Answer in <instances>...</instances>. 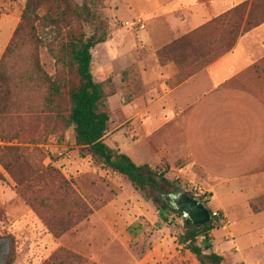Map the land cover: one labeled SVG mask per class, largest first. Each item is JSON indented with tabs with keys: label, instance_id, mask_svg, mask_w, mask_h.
<instances>
[{
	"label": "rangeland",
	"instance_id": "374dc122",
	"mask_svg": "<svg viewBox=\"0 0 264 264\" xmlns=\"http://www.w3.org/2000/svg\"><path fill=\"white\" fill-rule=\"evenodd\" d=\"M4 1L6 7L0 9V73L6 79L0 90V264H200L179 242L189 224L182 211H168L162 218L151 193L137 191L128 178L91 155L84 156L77 147L67 118L69 94L80 78L63 49L66 24L56 28L42 19L24 23L8 51L7 40L17 14L22 20L27 0ZM92 1L87 4L99 18L92 23L108 25L107 41L92 50V72L106 95L102 109L110 116L105 143L168 178L173 184L163 187V198L171 204L170 195L184 191L189 181L171 171L165 157L168 146L180 144L184 137V102L166 101L169 83L156 70L173 63V57H189L184 69L176 65V83L199 72L197 66L212 57L208 36L205 49L179 45L173 54L166 52L168 59L161 57L160 51L178 38L157 50L151 64L152 51H145L139 40L142 30L123 26L138 18L147 26V19L119 13L122 0H95V5ZM84 2L75 0L80 7ZM49 9L43 7L40 18ZM255 11L257 19L264 16V0H259ZM73 24L86 37L98 30L91 24ZM202 53L205 58L199 60ZM194 61L199 63L191 64ZM255 87L263 89L264 98V77ZM175 150L177 155L187 153L184 147ZM206 206L220 218L212 240L208 243L200 237L198 245L206 253L223 256L224 264H264V243L244 250L238 244L236 218L216 202ZM263 211L253 208L249 213Z\"/></svg>",
	"mask_w": 264,
	"mask_h": 264
},
{
	"label": "crops",
	"instance_id": "0c3cea01",
	"mask_svg": "<svg viewBox=\"0 0 264 264\" xmlns=\"http://www.w3.org/2000/svg\"><path fill=\"white\" fill-rule=\"evenodd\" d=\"M244 1L122 0L119 13L147 19L139 40L145 51H152L150 63L155 64L157 50ZM20 21L17 14L5 49ZM156 71L169 83L166 101L184 102V137L168 146L165 156L170 170L197 184L201 180L209 195L205 201L218 203L236 218L238 244L244 250L258 248L264 243V211L249 210L264 209V98L263 89L255 87L264 77V23L242 32L230 52L180 84L174 62ZM176 146L187 153L175 154ZM182 192L195 197L186 189Z\"/></svg>",
	"mask_w": 264,
	"mask_h": 264
},
{
	"label": "trees",
	"instance_id": "16d2710c",
	"mask_svg": "<svg viewBox=\"0 0 264 264\" xmlns=\"http://www.w3.org/2000/svg\"><path fill=\"white\" fill-rule=\"evenodd\" d=\"M94 1H92L93 5H95ZM258 4L259 0H252L251 2L247 0L237 5L230 11L217 16L215 19L165 47L160 51L161 57L168 59V53L166 52L173 54V50L179 45H186V48L198 46V48L205 49L206 46L203 43H205V38L208 36L209 51L212 57L197 66L200 70L207 67L216 59L230 52L235 47L242 32L250 31L264 23V16L258 19L255 16V9ZM45 6H49L50 9L40 18V10ZM91 8L87 4V0H85L83 7L78 6L75 0H27L21 23L12 38L17 36L24 23L31 24L33 21L42 19L56 28L66 24L68 31L66 33L67 41L64 43L63 49L71 57L80 78L79 86L72 88L69 94L71 109L67 118V125L73 127L77 147H79L84 156L91 155L105 167L128 178L137 191L151 193L152 200L157 207V213L166 219L168 211L173 213L181 212L173 205L166 203L163 198V187L171 186L173 183L163 174L158 176L149 165H137L130 156L119 150L112 149L105 143L110 116L107 111L102 109L106 95L102 84L95 80L92 72V50L97 45L107 41L108 25L103 22H98V26L94 25L92 21L99 18H96V11H92ZM73 23L79 26L81 24L85 26L91 24L97 27L98 30L90 37H86L84 32L74 29ZM10 43L7 48L8 51L13 45L12 41ZM198 55L199 60L205 58L203 53ZM187 59L173 57L172 61L176 63L179 69H184ZM198 63L199 61L191 62L193 65ZM3 81H6V79L0 73V90L5 86L2 84ZM1 94L3 95V92ZM204 198L205 196H201L199 200L207 205V201ZM261 202L262 204L264 203V197ZM213 212L211 211L212 214ZM218 221L214 217L210 223L202 227H195L189 223L185 226L183 234L180 236V244L184 245L195 255L200 264L225 263L223 256L215 252L206 253V249L198 245L200 237H204L208 243L212 240L211 232ZM209 249H211L210 246H208L207 250Z\"/></svg>",
	"mask_w": 264,
	"mask_h": 264
},
{
	"label": "water",
	"instance_id": "95a60500",
	"mask_svg": "<svg viewBox=\"0 0 264 264\" xmlns=\"http://www.w3.org/2000/svg\"><path fill=\"white\" fill-rule=\"evenodd\" d=\"M174 207L181 210L188 223L195 227H202L213 220L209 208L198 198L181 192L172 197Z\"/></svg>",
	"mask_w": 264,
	"mask_h": 264
},
{
	"label": "built area",
	"instance_id": "2783aa9c",
	"mask_svg": "<svg viewBox=\"0 0 264 264\" xmlns=\"http://www.w3.org/2000/svg\"><path fill=\"white\" fill-rule=\"evenodd\" d=\"M123 26L125 27H131L134 28L136 27L139 30H145L146 29V23L145 21H143L142 18H138L136 20H132V21H126L123 23ZM186 190L189 194L195 196L196 198H199L201 196H205V200H208L209 195L208 192L206 190H204L203 187H201L199 184H197L196 182H194L193 180H189L186 184ZM213 218H220V214L218 212H213L212 214ZM235 223H233L234 225Z\"/></svg>",
	"mask_w": 264,
	"mask_h": 264
},
{
	"label": "flooded vegetation",
	"instance_id": "af4514ba",
	"mask_svg": "<svg viewBox=\"0 0 264 264\" xmlns=\"http://www.w3.org/2000/svg\"><path fill=\"white\" fill-rule=\"evenodd\" d=\"M176 194H178V193H175V194H171V195H170L171 205H173V206H174V204H173V203H174V200H173L172 197L175 196ZM180 211H181V210H180Z\"/></svg>",
	"mask_w": 264,
	"mask_h": 264
}]
</instances>
